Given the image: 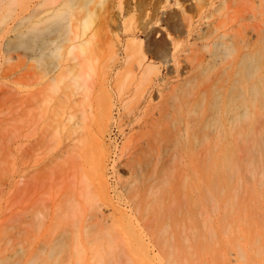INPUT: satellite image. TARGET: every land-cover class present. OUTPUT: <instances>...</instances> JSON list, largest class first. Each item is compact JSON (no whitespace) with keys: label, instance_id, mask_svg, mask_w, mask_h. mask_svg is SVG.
I'll return each mask as SVG.
<instances>
[{"label":"bare ground","instance_id":"obj_1","mask_svg":"<svg viewBox=\"0 0 264 264\" xmlns=\"http://www.w3.org/2000/svg\"><path fill=\"white\" fill-rule=\"evenodd\" d=\"M114 6L95 80L77 56L95 37L89 19L67 18L62 109L22 84L20 255L249 264L246 247L216 239L214 163H243L264 137V0Z\"/></svg>","mask_w":264,"mask_h":264},{"label":"rangeland","instance_id":"obj_2","mask_svg":"<svg viewBox=\"0 0 264 264\" xmlns=\"http://www.w3.org/2000/svg\"><path fill=\"white\" fill-rule=\"evenodd\" d=\"M108 9H117L114 0H0V264H28L34 257L32 264L134 263L114 257L62 262L40 254L35 243L27 248L28 254H35L31 261L18 251L22 248L18 239V98L22 84L28 92L40 91L41 108H63L68 56L65 24L70 15L78 21L89 19L88 35L95 37L86 54L79 50L77 56L85 64L83 59L89 55L85 70L94 73L93 80L98 78L104 64L97 45ZM114 141L122 143L120 138L106 139L110 147ZM243 157V163H214L216 239L224 245L246 247L249 264H264V137L256 150H245Z\"/></svg>","mask_w":264,"mask_h":264}]
</instances>
